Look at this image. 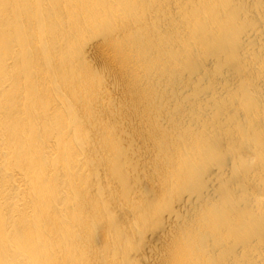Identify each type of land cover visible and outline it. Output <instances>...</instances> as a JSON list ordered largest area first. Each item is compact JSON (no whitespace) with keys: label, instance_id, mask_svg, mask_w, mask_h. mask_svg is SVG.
I'll return each mask as SVG.
<instances>
[{"label":"bare ground","instance_id":"6f19581e","mask_svg":"<svg viewBox=\"0 0 264 264\" xmlns=\"http://www.w3.org/2000/svg\"><path fill=\"white\" fill-rule=\"evenodd\" d=\"M162 199L142 263L264 264V0H0V264Z\"/></svg>","mask_w":264,"mask_h":264},{"label":"rangeland","instance_id":"374dc122","mask_svg":"<svg viewBox=\"0 0 264 264\" xmlns=\"http://www.w3.org/2000/svg\"><path fill=\"white\" fill-rule=\"evenodd\" d=\"M136 181H132V187ZM137 187L135 188L136 200L143 202V196H137ZM129 199L134 198L135 196L131 193H126ZM165 204V200L162 199L158 202V208L156 206L150 211V213L138 214L139 208L137 205L132 204L127 210L119 211L116 209L117 213L111 219L108 215L104 216L102 221L103 232L101 234V239L109 242H121L125 248L124 252L117 256L120 259L121 264H145L141 262V259H137L136 250H139V253L144 249L140 241L144 237V232L148 229L158 228V216L157 210ZM169 208H165L164 212ZM133 216L136 217V221H132ZM162 219V215L160 216ZM113 221V223L111 222ZM143 236V237H142ZM89 236H87L88 238ZM93 246L87 244V249L92 250ZM106 256H92L88 254V261L85 264H117L118 260L114 258V261H109Z\"/></svg>","mask_w":264,"mask_h":264}]
</instances>
